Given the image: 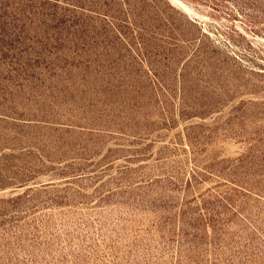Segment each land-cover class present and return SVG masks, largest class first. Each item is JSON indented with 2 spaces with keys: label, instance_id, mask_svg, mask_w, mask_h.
Instances as JSON below:
<instances>
[{
  "label": "rangeland",
  "instance_id": "374dc122",
  "mask_svg": "<svg viewBox=\"0 0 264 264\" xmlns=\"http://www.w3.org/2000/svg\"><path fill=\"white\" fill-rule=\"evenodd\" d=\"M22 7L0 264H264V0Z\"/></svg>",
  "mask_w": 264,
  "mask_h": 264
},
{
  "label": "trees",
  "instance_id": "16d2710c",
  "mask_svg": "<svg viewBox=\"0 0 264 264\" xmlns=\"http://www.w3.org/2000/svg\"><path fill=\"white\" fill-rule=\"evenodd\" d=\"M34 1L36 0H0V41L6 37L15 42L16 48L20 47L24 39L21 33L25 28L18 14L10 12L22 11V6Z\"/></svg>",
  "mask_w": 264,
  "mask_h": 264
},
{
  "label": "bare ground",
  "instance_id": "6f19581e",
  "mask_svg": "<svg viewBox=\"0 0 264 264\" xmlns=\"http://www.w3.org/2000/svg\"><path fill=\"white\" fill-rule=\"evenodd\" d=\"M182 8H184L185 10H188L189 11V8L190 7H187V5H185L184 3H182V2H179L178 3ZM191 11V10H190Z\"/></svg>",
  "mask_w": 264,
  "mask_h": 264
}]
</instances>
